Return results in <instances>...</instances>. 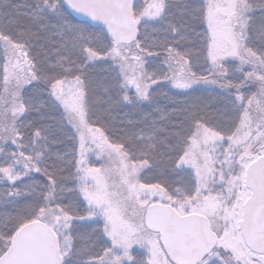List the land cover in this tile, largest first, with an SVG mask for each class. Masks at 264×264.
Returning a JSON list of instances; mask_svg holds the SVG:
<instances>
[{"label":"snow or ice","instance_id":"6c2138e0","mask_svg":"<svg viewBox=\"0 0 264 264\" xmlns=\"http://www.w3.org/2000/svg\"><path fill=\"white\" fill-rule=\"evenodd\" d=\"M0 209V264H264V0H0Z\"/></svg>","mask_w":264,"mask_h":264},{"label":"trees","instance_id":"16d2710c","mask_svg":"<svg viewBox=\"0 0 264 264\" xmlns=\"http://www.w3.org/2000/svg\"><path fill=\"white\" fill-rule=\"evenodd\" d=\"M20 0H11V3H18ZM202 95H207L206 93H201V92H196V93H191L190 96L192 99H195L196 97H201ZM178 102L183 103L185 100L184 96H178L175 98ZM161 104L162 105H170V102L167 100L161 99ZM151 111V108L148 107H143L142 109H136L132 110L129 108H122L119 109L116 113L117 116H119L121 113H131L127 118L132 119V120H138L143 117V115L147 112ZM2 210V209H0Z\"/></svg>","mask_w":264,"mask_h":264}]
</instances>
